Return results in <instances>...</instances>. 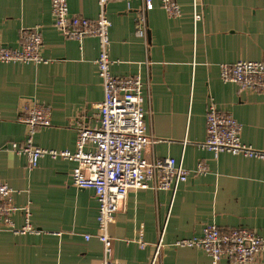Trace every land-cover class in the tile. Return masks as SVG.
Here are the masks:
<instances>
[{"label": "crops", "instance_id": "crops-1", "mask_svg": "<svg viewBox=\"0 0 264 264\" xmlns=\"http://www.w3.org/2000/svg\"><path fill=\"white\" fill-rule=\"evenodd\" d=\"M178 2V18L169 17L158 1L149 12V51L135 35V10L124 1L107 5L112 73L140 75L146 85V133L157 142L145 148V158L171 157L189 171L204 162L209 169L192 174L176 190L128 193L110 226L114 258L121 264H151L159 243L156 264H213L201 248L175 245L202 236L207 225L248 228L264 238V160L216 156L200 147L214 103L242 124L244 143L264 151V93L241 92L236 83L222 80L220 70L224 63L264 61V0H199L198 22L193 0ZM68 6L71 14L88 19L100 13L97 0H68ZM139 6L137 0L132 7ZM34 27H40L47 61L0 62V181L14 189L18 207L29 205L36 232L16 234L0 219V264H103L99 202L92 189L74 186L76 162L44 157L31 168L28 158L12 149L27 137L19 117L28 103L52 111V124L35 134L41 148L74 152L79 131L98 126L104 99L98 40L79 43L63 36L50 0H0L5 45L17 47L22 31ZM12 221L18 228L25 224L20 212ZM218 264L236 263L224 258ZM249 264H264V251Z\"/></svg>", "mask_w": 264, "mask_h": 264}, {"label": "built area", "instance_id": "built-area-1", "mask_svg": "<svg viewBox=\"0 0 264 264\" xmlns=\"http://www.w3.org/2000/svg\"><path fill=\"white\" fill-rule=\"evenodd\" d=\"M112 1H124L129 11L135 10V35L144 42L148 51L149 12L155 8L156 1L169 17L178 18L181 15L178 0H139L137 8L132 7L137 0H97L100 13L96 19L71 14L68 0H50L54 25L63 36L79 43L86 37L98 40L96 63L104 91V99L99 105L98 126L79 131L74 152L41 148L34 142L35 134L39 128L52 124V111L44 104L28 103L19 117L27 126V137L23 143L12 144L14 152L28 158L31 168L37 167L44 157L76 162L72 171L74 186L92 189L99 202L97 238L103 246V264H121L114 258L110 226L129 192L147 188L176 190L192 174L204 175L209 171L204 162H199L194 171H189L171 157L145 158V148L157 142L146 133V85L140 75L118 77L112 73L114 63L109 53L112 23L107 15V5ZM198 3L199 0H193L195 22L202 19ZM46 61L40 27L23 30L21 41L15 48L5 45L0 39V62ZM220 70L222 80L236 83L241 92L264 93V61L224 63L220 65ZM242 130V124L233 115L219 111L211 103L206 115L207 138L200 147L216 156L229 153L264 160L263 150L242 141ZM14 193L10 185L0 181V219L16 234L35 233L29 205L18 207L13 201ZM18 212L25 219L24 226L19 228L12 221V216ZM89 238L86 237L87 240ZM139 243L141 247L145 246L142 240ZM175 245L201 248L213 264L224 258L236 264H249L264 251V238L248 228L221 229L217 225H207L202 236L182 239ZM161 246L160 243L156 246L151 264L160 261Z\"/></svg>", "mask_w": 264, "mask_h": 264}]
</instances>
